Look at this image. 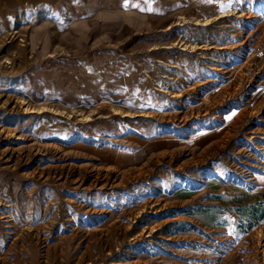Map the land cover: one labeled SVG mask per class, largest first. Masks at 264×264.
<instances>
[{
	"label": "rangeland",
	"instance_id": "obj_1",
	"mask_svg": "<svg viewBox=\"0 0 264 264\" xmlns=\"http://www.w3.org/2000/svg\"><path fill=\"white\" fill-rule=\"evenodd\" d=\"M68 1L0 0V264H264V0L153 11L94 67Z\"/></svg>",
	"mask_w": 264,
	"mask_h": 264
},
{
	"label": "crops",
	"instance_id": "obj_2",
	"mask_svg": "<svg viewBox=\"0 0 264 264\" xmlns=\"http://www.w3.org/2000/svg\"><path fill=\"white\" fill-rule=\"evenodd\" d=\"M66 5L68 20L63 23L74 27L76 38L73 40L77 42L71 64L75 67H94V64L115 66L114 56L121 50V44L109 42L115 40L117 33L122 35L120 31L136 30L138 23L152 20L153 11L167 19L173 10L184 6L199 12L201 8L205 10L212 6L214 9L216 1L158 0L154 3V0H128L126 7L123 0H70ZM154 7L157 8L154 10ZM89 41L93 42V47L88 45ZM80 51L86 54L79 56Z\"/></svg>",
	"mask_w": 264,
	"mask_h": 264
},
{
	"label": "trees",
	"instance_id": "obj_3",
	"mask_svg": "<svg viewBox=\"0 0 264 264\" xmlns=\"http://www.w3.org/2000/svg\"><path fill=\"white\" fill-rule=\"evenodd\" d=\"M240 213L249 218V227H251L256 221L264 218V199L244 206Z\"/></svg>",
	"mask_w": 264,
	"mask_h": 264
}]
</instances>
